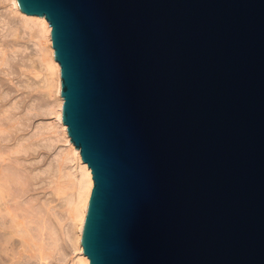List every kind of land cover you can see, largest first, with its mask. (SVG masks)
<instances>
[{
	"label": "water",
	"instance_id": "95a60500",
	"mask_svg": "<svg viewBox=\"0 0 264 264\" xmlns=\"http://www.w3.org/2000/svg\"><path fill=\"white\" fill-rule=\"evenodd\" d=\"M16 4L51 28L89 264H264V0Z\"/></svg>",
	"mask_w": 264,
	"mask_h": 264
},
{
	"label": "bare ground",
	"instance_id": "6f19581e",
	"mask_svg": "<svg viewBox=\"0 0 264 264\" xmlns=\"http://www.w3.org/2000/svg\"><path fill=\"white\" fill-rule=\"evenodd\" d=\"M7 2L11 3L9 8L18 15V20L7 16L0 19L1 27H6L5 33L0 35V243L13 237L19 238L23 245L33 243L28 251L34 254V258L36 256L39 260H45L60 251L58 242L62 228L64 240L67 239L68 248L73 254L67 264H89L81 245V228L93 181L91 171L82 162L79 150L76 151L72 142L69 143L66 126L61 120L63 99L59 94V65L51 47V28L44 17L38 18L20 11L16 0H0V5ZM21 29L30 32L37 30L38 42L41 39L46 45L41 51L47 57V67L53 76V114L56 126H59V137L64 144V148L59 149L54 156L53 153L50 155L54 142L50 136L54 132V125L50 128L42 125L40 128L33 127L36 129L34 133H31L32 129L29 132L32 135L26 136L27 129L31 127L32 116L29 115L32 114L17 115L15 111L24 108L20 106L21 103L16 106L18 104L15 102L13 107L5 103L11 90L4 75L9 77L13 72L9 54L13 43L7 38L9 35L10 38H20ZM64 221L67 224H63ZM22 247L20 249L23 252H28Z\"/></svg>",
	"mask_w": 264,
	"mask_h": 264
},
{
	"label": "rangeland",
	"instance_id": "374dc122",
	"mask_svg": "<svg viewBox=\"0 0 264 264\" xmlns=\"http://www.w3.org/2000/svg\"><path fill=\"white\" fill-rule=\"evenodd\" d=\"M10 5H11L10 2L0 5V19L7 16L10 18L12 17V19H14L15 17V20L16 19L18 20V15L11 12L10 10L11 8H9L11 7ZM38 18H41V17H38ZM1 28L2 30H0V35L4 34L6 30V27H1L0 25V29ZM35 32H37V30L30 32L28 30L21 29L20 38H17L15 36H14L15 38H10V35L7 38L11 40L13 43L12 44L13 47L9 51V54L11 56L10 58H12V62H13V69H11L13 72L11 73L12 75L10 74L9 77L4 75V79L7 85H9L10 90H11L10 97L8 98V100L5 101V103H8L7 105L10 107H13V104L14 105L18 104L16 106H19V104L21 103L20 106L24 108L21 109L20 107L18 110H16L15 112L16 113L18 112L17 115L21 113L22 114L23 113L32 114V115H29L30 117L32 116V120L30 123L31 127L28 128L27 132L25 133L26 136L32 135L34 131L36 130L34 128L37 126H38L37 128H40V125H42V127L50 128L52 127L51 125H54L55 130L52 129V132L54 131L55 134L53 132L51 133L52 136H50L54 140L53 146H52L53 148H51L52 151H50V155L53 153L52 156H54V153L58 152L59 149L64 148V144L62 142V138L59 137V133H58L59 126L58 125L56 126L55 117L53 114V110H54L53 105H54V99H55L53 86L51 85L53 76L47 67V57L44 56V54H42L43 51H41L42 48L44 50V47L46 45L42 43L43 40L41 39H40L41 42H38L39 36L37 35L38 33H35ZM39 43H41L42 47ZM38 44L40 46H38ZM28 86H30V88H28ZM15 102L17 103L15 104ZM10 104H12V106ZM31 130L33 132H31ZM29 132H31L32 134ZM49 157L52 158L51 156ZM40 192H44V191L41 190ZM64 223L65 221L63 222V224ZM59 236H60L59 237L60 240L58 242V246H59L60 251H58L54 257L49 256V258L45 260H39L38 257L36 258V256L34 258V254L28 251L29 250L28 247H30L33 243L28 242L29 244L25 243L23 245L22 242H19L20 240L17 237L15 238L13 237L12 239L9 238L7 242H5L4 240L3 242L0 243V264H36V263L37 264H41V263L43 264H67L68 260L70 259V257L73 256V254H71L70 248H68L69 245H68L67 239L64 240L65 236L64 234H62V228H60ZM20 247L26 248L24 249V251H28V252H23V249H20ZM61 255L63 258L61 257Z\"/></svg>",
	"mask_w": 264,
	"mask_h": 264
}]
</instances>
